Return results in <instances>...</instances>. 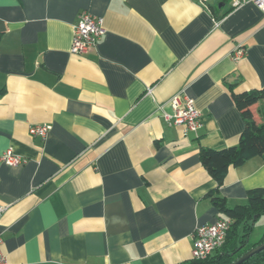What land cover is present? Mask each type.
<instances>
[{"label": "crops", "instance_id": "0c3cea01", "mask_svg": "<svg viewBox=\"0 0 264 264\" xmlns=\"http://www.w3.org/2000/svg\"><path fill=\"white\" fill-rule=\"evenodd\" d=\"M230 1L0 0V156L25 160L0 159L4 264H186L194 230L222 219L210 192L234 207L264 187L259 156L219 188L199 159L238 144L232 94L264 88V12ZM83 11L104 34L77 55ZM176 94L196 132L165 122Z\"/></svg>", "mask_w": 264, "mask_h": 264}, {"label": "trees", "instance_id": "16d2710c", "mask_svg": "<svg viewBox=\"0 0 264 264\" xmlns=\"http://www.w3.org/2000/svg\"><path fill=\"white\" fill-rule=\"evenodd\" d=\"M232 100L244 120L238 144L221 150L201 149L199 159L218 188L223 184L229 167H238L252 157L264 159V88L241 93H233ZM218 189L208 194L222 219H229L231 225L224 244L203 261L192 259L186 264H232L246 251L264 242L248 243L255 220L264 215V187L254 188L246 194V204L228 207L226 201L217 194ZM242 264H264V249L251 256Z\"/></svg>", "mask_w": 264, "mask_h": 264}, {"label": "built area", "instance_id": "2783aa9c", "mask_svg": "<svg viewBox=\"0 0 264 264\" xmlns=\"http://www.w3.org/2000/svg\"><path fill=\"white\" fill-rule=\"evenodd\" d=\"M247 3L253 4L257 9L264 12V0H231L230 6L232 9H236ZM103 34L102 19L92 16L88 12H81L72 28L70 52L77 55L87 54L96 47ZM244 54L245 50L242 47H237L233 52L236 59L241 58ZM167 104L170 106L171 112L169 114L163 113V117L168 125L181 126L184 131L190 132H196L202 127L201 114L195 108L192 100L188 98L181 100L180 95L176 94ZM50 130L51 126L49 124L33 125L29 128V134L45 139ZM0 159L10 167L25 164V160L14 154L11 149L5 150ZM5 210L6 207L0 205V216ZM230 225L231 221L229 219H217L213 223L198 226L193 235L192 259L197 261L206 260L219 249L225 242ZM4 263L5 257L1 251L0 239V264Z\"/></svg>", "mask_w": 264, "mask_h": 264}, {"label": "rangeland", "instance_id": "374dc122", "mask_svg": "<svg viewBox=\"0 0 264 264\" xmlns=\"http://www.w3.org/2000/svg\"><path fill=\"white\" fill-rule=\"evenodd\" d=\"M264 233V215L258 217L253 223L251 233L248 236V243L250 245L258 243Z\"/></svg>", "mask_w": 264, "mask_h": 264}, {"label": "water", "instance_id": "95a60500", "mask_svg": "<svg viewBox=\"0 0 264 264\" xmlns=\"http://www.w3.org/2000/svg\"><path fill=\"white\" fill-rule=\"evenodd\" d=\"M263 249H264V242L259 244V245H257V246H255V247H252L251 249L246 251L243 255H241L232 264H242L244 261L248 260L251 256H253L254 254L259 253Z\"/></svg>", "mask_w": 264, "mask_h": 264}]
</instances>
